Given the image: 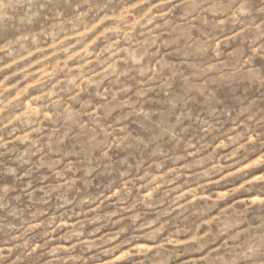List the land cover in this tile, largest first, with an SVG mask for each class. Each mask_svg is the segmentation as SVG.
<instances>
[{
	"label": "rangeland",
	"instance_id": "374dc122",
	"mask_svg": "<svg viewBox=\"0 0 264 264\" xmlns=\"http://www.w3.org/2000/svg\"><path fill=\"white\" fill-rule=\"evenodd\" d=\"M0 264H264V0H0Z\"/></svg>",
	"mask_w": 264,
	"mask_h": 264
}]
</instances>
